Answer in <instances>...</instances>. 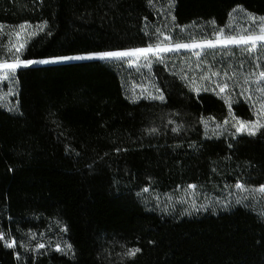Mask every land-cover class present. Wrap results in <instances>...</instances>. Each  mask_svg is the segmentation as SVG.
<instances>
[{
	"label": "trees",
	"instance_id": "obj_1",
	"mask_svg": "<svg viewBox=\"0 0 264 264\" xmlns=\"http://www.w3.org/2000/svg\"><path fill=\"white\" fill-rule=\"evenodd\" d=\"M171 1L163 18L153 0H0V62L146 47L162 35L210 41L236 7L264 16V0ZM23 24L35 32L13 54ZM261 73L264 44L169 52L143 73L119 59L17 68V109L0 107V264H264V217L250 209L173 217L138 196L145 187L193 184L220 196L228 185H264V127L205 131L207 120L254 118L237 81ZM142 79L162 99L134 90ZM51 222L70 255L23 254L24 236Z\"/></svg>",
	"mask_w": 264,
	"mask_h": 264
},
{
	"label": "rangeland",
	"instance_id": "obj_2",
	"mask_svg": "<svg viewBox=\"0 0 264 264\" xmlns=\"http://www.w3.org/2000/svg\"><path fill=\"white\" fill-rule=\"evenodd\" d=\"M152 3L153 8L158 12L159 16L163 18H168L170 16V12L172 9V1L171 0H153ZM25 27L19 28L18 31L14 32L13 38L8 43V47L13 54L18 53L23 47V42L30 38L35 29L27 24H23ZM264 16H259L253 14L241 7H236L230 17V21L223 32H220V38L226 39L228 37H235L236 39H240L241 37H259L264 35ZM168 37L169 39H165ZM217 35L214 37L212 41L215 44V47L218 46H242V48H247L249 51H254L261 44H264V40H249L248 43L241 44H223L216 43ZM206 42L208 41H195L188 43H174L170 40L168 35H162L161 39L158 40L155 44L149 45L155 48V46L159 43L161 47H170L174 48L177 44H201L202 47L199 48H180L178 50L167 51V52H158V53H148L147 56L141 55L137 53L133 56L128 57H112V58H104L102 60H112L119 59L125 60L128 67H133L138 72L143 73L150 70L153 63L157 60H160L165 53L175 52V51H191L194 54L197 52L199 55L206 49L212 48L206 46ZM253 43L255 47H253ZM139 47V48H131L124 50H116V51H108V52H123L130 51L134 49L147 48ZM106 53V52H101ZM96 53V54H101ZM92 54L87 55H71V56H62V57H88ZM196 55V56H199ZM55 58H42L35 60H21L16 57L12 61H2L0 62V107L6 108L10 111H15L16 102L14 100V86H13V74L15 70L19 67H26L22 62L25 61H35L30 65H39V64H49L56 62H65V61H79V60H88L85 59H72V60H56ZM91 59H100L98 57H94ZM53 61L49 63H41V61ZM8 65H19L14 69L8 67ZM29 66V65H27ZM261 74L254 82H249L246 79L239 82L242 89L245 91L247 98L250 100L251 104L254 107V118L252 120H240L235 117H230L227 120V123L224 121L222 123H217L213 120H207L205 122V131L207 135H222V134H247L244 132H237L236 128L239 127L238 122H242L245 125L251 124H259L261 126L264 125V86H259L257 82H259L261 78ZM134 90H136L141 96H146L150 98L161 99L162 95L158 90H156L152 83L149 80L142 79L140 85H135ZM223 89L225 87H222ZM228 106L230 103L227 101ZM259 130V129H258ZM255 131V134L257 131ZM237 185H228L222 192L220 196L209 195L201 190L197 189L195 185L188 184L178 186L168 192H159L155 189L145 187L138 192V196L145 205L150 210H153L159 214L171 215L173 217H185V216H194L200 215L204 213H217L225 210H229L236 205H241L253 211L255 214L264 217V191H258L262 186L255 187H246L241 185V188H238ZM6 243H12V241H7ZM15 245V244H14ZM43 245V247H40ZM20 251L23 254H27L31 252L33 249L42 248L45 251H57L64 255H70L71 248L70 245L66 243V241L62 238L59 227L54 223H50V225L40 232L28 233L24 236V238L19 242ZM14 247V246H13ZM17 258L21 261L22 257L17 254Z\"/></svg>",
	"mask_w": 264,
	"mask_h": 264
},
{
	"label": "snow or ice",
	"instance_id": "obj_3",
	"mask_svg": "<svg viewBox=\"0 0 264 264\" xmlns=\"http://www.w3.org/2000/svg\"><path fill=\"white\" fill-rule=\"evenodd\" d=\"M21 28L25 27L24 25L20 26ZM42 28V26H41ZM261 31H264V29H262ZM165 39H169L168 37H165ZM264 40V35H261L259 37H241L240 39H236L235 37H228L226 39H221L220 38V33L217 34V38H216V43H223V44H241V43H248L249 40ZM206 46L208 47H215V44L212 41H208L206 42ZM188 47H192V48H199L202 47L201 44H192V45H187V44H177L174 46V48H170V47H161L160 44L158 43L155 48H153L152 46H149L147 48H141V49H134V50H130V51H123V52H106V53H101V54H92L88 57H81V56H76V57H59V58H55L56 60H72V59H91L94 57H98L100 59H104V58H112V57H128V56H133L136 55L137 53L141 54V55H145L147 56L148 53H158V52H167V51H173V50H178L180 48H188ZM253 47H255V44L253 43ZM196 55H199V53L197 52ZM49 62H53V61H41V63H49ZM24 66L30 65L32 63H35V61H25L22 62ZM19 65H8V67L11 68H15ZM215 75V74H214ZM261 76H264V73H261ZM221 92L224 91L223 88L220 89ZM162 99V97H161ZM227 123V121H225ZM239 123V127L236 128L237 132H244L246 131L249 135H254L255 131L258 130L260 127H264L261 126L259 124H251V125H245L242 122H238ZM238 188H241V185H237ZM258 191H264V186L261 187V189H259ZM0 239H3V236L0 235ZM15 244V242L13 241L12 243H8L6 244L7 247H13ZM40 247H43V245H41ZM70 247V246H69ZM139 249H134V250H130L128 255H135L136 252H138Z\"/></svg>",
	"mask_w": 264,
	"mask_h": 264
}]
</instances>
